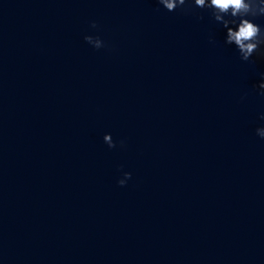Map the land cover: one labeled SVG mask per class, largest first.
Masks as SVG:
<instances>
[{
	"label": "water",
	"instance_id": "95a60500",
	"mask_svg": "<svg viewBox=\"0 0 264 264\" xmlns=\"http://www.w3.org/2000/svg\"><path fill=\"white\" fill-rule=\"evenodd\" d=\"M223 36L158 0H0V264H264V55Z\"/></svg>",
	"mask_w": 264,
	"mask_h": 264
},
{
	"label": "clouds",
	"instance_id": "9594fccd",
	"mask_svg": "<svg viewBox=\"0 0 264 264\" xmlns=\"http://www.w3.org/2000/svg\"><path fill=\"white\" fill-rule=\"evenodd\" d=\"M158 4L169 11L193 6L206 9L224 29V43L233 45L241 60H248L253 53L264 55V28L255 22L256 17L264 15V0H158ZM90 24L96 27L97 22L91 20ZM83 39L93 48L106 46V42L98 33H85ZM258 75L259 79L254 87L259 94L264 95V71L259 72ZM258 118L264 121V111L258 113ZM255 133L260 138H264V123L256 126ZM103 141L110 148L117 143L112 138L111 132H104ZM131 175L130 171H123L117 183L124 185Z\"/></svg>",
	"mask_w": 264,
	"mask_h": 264
}]
</instances>
